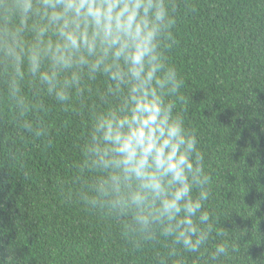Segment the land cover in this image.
Instances as JSON below:
<instances>
[{"label": "trees", "instance_id": "trees-1", "mask_svg": "<svg viewBox=\"0 0 264 264\" xmlns=\"http://www.w3.org/2000/svg\"><path fill=\"white\" fill-rule=\"evenodd\" d=\"M170 2L175 42L162 52L183 81L176 111L211 177L209 240L198 253L169 255L170 240L140 241L82 199L94 173L81 172V148L94 111L107 107L103 77L65 105L26 79L36 107L21 118L0 73V264H264V0ZM220 243L228 258L210 260Z\"/></svg>", "mask_w": 264, "mask_h": 264}, {"label": "clouds", "instance_id": "clouds-1", "mask_svg": "<svg viewBox=\"0 0 264 264\" xmlns=\"http://www.w3.org/2000/svg\"><path fill=\"white\" fill-rule=\"evenodd\" d=\"M174 11L170 0H0L6 99L22 118L36 107L26 79L37 96L65 105L103 77L107 107L94 111L81 148V172L94 173L82 199L122 218L140 241L170 240L169 255L198 253L213 232L204 210L211 177L196 134L176 111L183 81L162 52L175 42ZM21 127L42 132L23 119ZM228 256L220 243L210 260Z\"/></svg>", "mask_w": 264, "mask_h": 264}]
</instances>
